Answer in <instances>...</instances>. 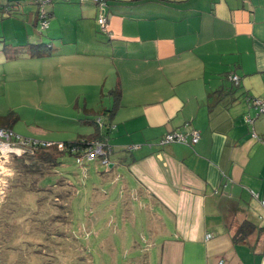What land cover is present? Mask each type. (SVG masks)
<instances>
[{
    "label": "crops",
    "instance_id": "crops-1",
    "mask_svg": "<svg viewBox=\"0 0 264 264\" xmlns=\"http://www.w3.org/2000/svg\"><path fill=\"white\" fill-rule=\"evenodd\" d=\"M81 2L77 19L96 16ZM70 9L57 17L54 7L52 18ZM108 17L106 34L84 28L72 40L57 37L52 20L48 59L83 77L70 86L68 75L66 88L85 97L86 116L111 109L121 89L104 177L123 175L150 204L154 264H264V113L256 117L251 100L264 102V0H111ZM93 95L111 106L90 107ZM173 132L188 142L161 145ZM246 221L261 230L236 242Z\"/></svg>",
    "mask_w": 264,
    "mask_h": 264
},
{
    "label": "rangeland",
    "instance_id": "rangeland-1",
    "mask_svg": "<svg viewBox=\"0 0 264 264\" xmlns=\"http://www.w3.org/2000/svg\"><path fill=\"white\" fill-rule=\"evenodd\" d=\"M81 1L58 0L42 7L16 0L20 7L0 17V118L18 116L13 132L20 138L59 143L94 133L93 126L81 122L93 118L83 111L85 97L66 88L68 75L75 80L70 86L81 84L83 77L77 79L75 70L67 75L70 67L57 60L29 55L31 45L52 43L56 17L46 29L42 24L35 27L33 14L22 11L31 7L35 14L41 9L51 13L55 7L58 17L73 9L59 23L54 20L59 30L55 35L63 34L66 40L84 28L106 34L99 18L104 10L109 29L111 0L103 5L87 0L96 10L87 21L77 19L75 5ZM87 101L96 110L112 102L109 96L94 95ZM13 150L0 146V264L155 263L153 210L137 185L119 173L104 177L109 169L100 160L79 163L74 156H63L44 176V167L18 175L11 166ZM67 192L71 197H64Z\"/></svg>",
    "mask_w": 264,
    "mask_h": 264
},
{
    "label": "trees",
    "instance_id": "trees-1",
    "mask_svg": "<svg viewBox=\"0 0 264 264\" xmlns=\"http://www.w3.org/2000/svg\"><path fill=\"white\" fill-rule=\"evenodd\" d=\"M19 1V0H17ZM32 2H36V0H28ZM58 0H51L49 3H54ZM67 1V0H63ZM16 0H9L7 1V6H6V11H12L14 7V3ZM1 2H0V12H1ZM45 18L42 17V12L38 11L37 12V25L38 24H43V23H49V19L52 17V13L50 12H45ZM42 21V23H40ZM49 25V24H48ZM48 28V27H47ZM46 28V29H47ZM29 47V46H28ZM30 50V57L31 58H45V57H50L53 55L55 52V48L52 46V44H45V45H31ZM112 95L114 96V102L113 106L111 109H108L106 111L101 112L100 114H94V113H89L87 110L86 113L87 115H92L93 118L85 119L83 122L85 124L91 125L94 127V133L89 137V138H81L76 141H67L64 142L66 146H68V149L65 151H60L58 149L57 143H53L51 147L45 148L41 147L38 149H35L33 151V154L26 153L20 157L18 156H12V162L11 166L12 168L14 167V172L16 171L18 175H23L26 173V171H36L37 173L40 171L42 167L45 170V172H42V176H44L47 173H50L51 170L58 165H60V159L63 156H77L80 157L81 151L85 150L87 145L91 142H102L105 144H109V131H111L113 125L111 124L113 118L115 117L119 106L121 102V89L118 87L114 89L112 92ZM103 115V116H102ZM104 117L108 119V123L104 120ZM18 116H15L13 113L10 114L7 117L0 118V128L5 129V130H10L13 131V125L18 121ZM101 120V124L98 122V120ZM106 119V120H107ZM84 140V142L82 141ZM110 145V144H109ZM76 148L78 149L77 153H73L72 149ZM114 153V150H113ZM113 153L110 155L109 159L111 161V157ZM26 160H30V164H27ZM111 170V167H109V171ZM30 173V172H29ZM35 173V172H34ZM33 188L35 187V183L33 184ZM48 191H52L51 189H48ZM72 192H67L64 195V197H71ZM59 201V198H58ZM67 211V210H66ZM261 230V228H258L255 224L246 221L241 226L238 228V231L235 235V241L240 242L244 239H246L249 235L253 234L255 231Z\"/></svg>",
    "mask_w": 264,
    "mask_h": 264
},
{
    "label": "built area",
    "instance_id": "built-area-1",
    "mask_svg": "<svg viewBox=\"0 0 264 264\" xmlns=\"http://www.w3.org/2000/svg\"><path fill=\"white\" fill-rule=\"evenodd\" d=\"M2 0H0L1 2ZM9 1V0H7ZM51 0H36L37 4H40L39 6L43 7V4L46 5L49 3ZM95 2H98V4H105V0H94ZM42 12V17L45 18V13L44 9L40 10ZM106 23L107 19L105 16V11L103 10L102 16L99 18V24L102 27L103 32H106ZM49 23H43V28H47ZM230 80L235 84L239 85L240 80L239 77L236 75H230ZM253 102V105L255 106L257 112V116L264 113V102L258 98H252L251 99ZM247 123L252 124L254 122V119L247 117L246 118ZM98 122L101 124V120L99 119ZM191 142L193 144H196L199 141V133L198 132H192L191 134ZM0 140H1V147H5L6 149L13 150L11 151V156H22L26 153L33 154V151L35 149L41 148V147H51L53 145L52 142L48 141H39V140H32V139H23L17 136L13 131L10 130H5L0 128ZM84 142V140H82ZM186 143L188 142L187 135L181 132H173L170 134H167L165 137H163L160 141L161 145H167L171 143ZM58 149L60 151H65L68 149V146H66L64 143L59 142L57 143ZM137 149V147H132L131 150ZM18 151L19 153H16ZM73 153H77L78 149L73 148L72 149ZM80 157H76L77 161L79 163H82L84 160L88 162H93V161H98L100 160L102 164L108 166V169L110 167V155L113 153V148L109 144H105L102 142H91L87 145L85 150L81 151ZM262 206L264 208V200L262 201Z\"/></svg>",
    "mask_w": 264,
    "mask_h": 264
}]
</instances>
